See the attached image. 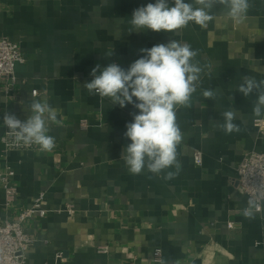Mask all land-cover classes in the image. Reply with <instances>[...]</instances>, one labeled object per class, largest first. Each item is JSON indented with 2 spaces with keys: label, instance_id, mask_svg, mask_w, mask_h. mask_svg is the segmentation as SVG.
Instances as JSON below:
<instances>
[{
  "label": "crops",
  "instance_id": "crops-1",
  "mask_svg": "<svg viewBox=\"0 0 264 264\" xmlns=\"http://www.w3.org/2000/svg\"><path fill=\"white\" fill-rule=\"evenodd\" d=\"M148 3L155 0H0V37L19 43L25 56L17 81L0 83V137L4 115L26 120L33 100H47L59 121L49 122L51 151H6L0 138V173L13 171L17 189L8 203L0 182V218L15 220L45 192L46 214L25 223L34 239L26 264H264V203L246 218L248 199L236 188L245 154L264 153V116L253 115L257 93L237 90L246 76L264 80V0H249L239 26L225 23L217 6L205 27L130 33L133 11ZM173 39L198 50L192 62L202 68L189 105L176 109L180 168L134 175L121 154L131 142L126 124L139 110L113 106L83 85L97 64L127 69L140 49ZM205 90L216 95L205 98ZM227 110L239 131L217 126ZM168 172L175 175L166 179Z\"/></svg>",
  "mask_w": 264,
  "mask_h": 264
},
{
  "label": "clouds",
  "instance_id": "clouds-1",
  "mask_svg": "<svg viewBox=\"0 0 264 264\" xmlns=\"http://www.w3.org/2000/svg\"><path fill=\"white\" fill-rule=\"evenodd\" d=\"M217 6L224 8L225 23L239 26L246 22L249 0H171V4L169 0H155V3H148L133 11L130 33L146 29L172 34L186 28L190 22L205 27L214 19L211 10ZM139 51L143 55L127 69L117 63L104 68L97 64L91 70L93 79L83 87L101 98H108L113 106L118 104L123 108L131 104L139 110L133 114L132 122L126 124L123 134L131 141L121 154L130 173L138 175L147 169L160 174L173 165L178 170L180 165L176 148L183 136L176 122V109L177 106L187 107L197 90L202 68L192 61L198 55V50L173 39L166 44ZM111 55L112 52L107 54ZM237 90L245 97L255 91L257 100L253 115L264 116V80L257 81L254 77L246 76ZM215 95L211 90L203 92L208 99ZM28 110L31 115L24 121L15 114L6 113L3 125L15 134L17 142L51 151L55 147V138L48 135L49 122L59 123L57 110L47 100H33ZM222 115L224 122L217 125L222 131L226 134L239 131L233 123L235 112L227 110ZM174 175L168 172L165 178L170 179ZM260 207L250 198L248 206L242 210L243 215L252 218Z\"/></svg>",
  "mask_w": 264,
  "mask_h": 264
},
{
  "label": "built area",
  "instance_id": "built-area-1",
  "mask_svg": "<svg viewBox=\"0 0 264 264\" xmlns=\"http://www.w3.org/2000/svg\"><path fill=\"white\" fill-rule=\"evenodd\" d=\"M24 62L25 56L20 44L6 37H0V83H8L7 86L13 85L17 81L16 65ZM33 94L37 95L38 91L34 90ZM262 122V118L255 120L258 127L262 125ZM0 138L6 151L41 150L36 145L17 142L15 134L6 126ZM194 159L197 165H202V152L197 151ZM237 173L236 188L238 192L246 196L248 200L252 198L259 203L261 207L256 212H261L264 203V153L257 151L246 153L237 167ZM13 174V171L0 173V182L4 186L8 203H12L17 194V189L11 180ZM44 197L45 192H41L31 206L19 211L15 220L0 218V264H26V255L33 245L34 239L26 232L25 223L36 214L42 217L46 214L42 207ZM68 211L74 212L72 208H69ZM230 227H232V223ZM154 256L155 261L160 262L162 250L156 249ZM58 258H61V255H58Z\"/></svg>",
  "mask_w": 264,
  "mask_h": 264
}]
</instances>
